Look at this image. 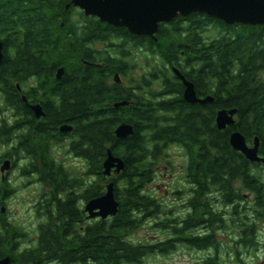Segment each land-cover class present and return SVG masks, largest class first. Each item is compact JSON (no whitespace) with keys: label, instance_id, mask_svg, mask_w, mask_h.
<instances>
[{"label":"trees","instance_id":"obj_1","mask_svg":"<svg viewBox=\"0 0 264 264\" xmlns=\"http://www.w3.org/2000/svg\"><path fill=\"white\" fill-rule=\"evenodd\" d=\"M7 2L3 7L0 2V12L5 10L0 20V40L5 51L1 90L15 93L12 100H17L20 108L23 103L16 84H26L33 75L42 82L53 80L57 86L54 95L59 101L55 107L58 116L52 123L57 127L74 126L71 145L85 161L87 196H101L108 182L114 181L121 207L116 217L93 221L85 227L76 225L81 219L78 210L60 204L48 218V226L55 227L40 228L41 245L36 257H48L58 264H144L147 257L170 255L182 244L197 249L201 241L194 232L196 216L191 215L183 223L182 218H175L180 215H173L176 210H164L158 198L146 192L157 169L172 165V147L181 148L188 157L186 179L190 184L198 183L199 190L190 201L192 207L207 193H218L221 203L232 207L235 225L238 221L242 224L243 247L256 246L258 225H264L262 165L251 163L243 153L235 151L229 138L232 132L241 131L249 144L253 141L254 87L258 94L263 92L259 90L261 83L257 80L253 84V80L264 71V26L227 25L197 13L161 24L154 41L85 17L74 7L67 10L71 0ZM22 6L26 9L24 18L19 14ZM72 25L88 30L70 36ZM137 52L143 65L135 58ZM42 65L53 67L41 68ZM58 68L65 73L61 82L55 79ZM173 68L194 83L198 96H214L213 104H187L182 93L184 85ZM138 70L142 73L135 78L132 74ZM116 74H120L122 84L115 82ZM123 80H128L129 85L125 86ZM127 100L133 104L113 108L116 102ZM221 109L238 110V123L224 131L216 125V114ZM124 122L132 124L136 133L120 140L115 131ZM9 133L6 130L3 137L7 139ZM21 133L22 140L30 138L27 131ZM36 136V148L14 155L29 161L24 174L29 175L43 162V172L50 174L54 160L45 148L48 136L40 132ZM109 149L126 163L125 171L112 179L103 176ZM93 177L98 178L97 183L90 182ZM101 181L104 187H100ZM62 186L59 188L64 189ZM1 190L0 184V193ZM244 193L252 201L254 219L249 223L239 219L241 214L237 213ZM134 213L140 214L138 218ZM146 218L158 221L155 228L168 237L158 243H130L128 237ZM6 243L9 239L0 233V244ZM207 264L223 263L213 259ZM233 264L240 263L237 260Z\"/></svg>","mask_w":264,"mask_h":264},{"label":"flooded vegetation","instance_id":"obj_2","mask_svg":"<svg viewBox=\"0 0 264 264\" xmlns=\"http://www.w3.org/2000/svg\"><path fill=\"white\" fill-rule=\"evenodd\" d=\"M7 1L8 0H0L1 6H7ZM72 1L73 0H71V2L66 5L67 10L74 7L71 6ZM19 10V14H22L24 18V16L26 15L25 6L19 7ZM75 10L84 14V12L78 8H75ZM4 12L5 10L0 12V20L2 19L1 17L4 15ZM71 13L73 14L72 10ZM70 18L71 23H74V14ZM62 26H65L64 22H62ZM87 30L76 29L75 26L72 25V28L68 31V34L70 36H75V34H84L87 32ZM262 34L264 38V32H262ZM4 59L5 51L3 61ZM51 67L53 66H41V68L50 69ZM2 69L3 66L0 67V72L2 71ZM58 70L59 68L56 70V72H54L55 79L57 82H61L63 79L61 81L57 80ZM257 78L258 79L253 80V84H256L258 80L262 85V89L259 90H263V92L262 94H258L257 88L254 87V101L252 102V127L254 133L253 139H260L258 152L260 158L264 160V71L261 72V74H258ZM15 87L17 88V93L19 94L20 100L23 103L21 104L20 108L17 107V100H12V98H15V93H13V95L9 93L11 95L9 96V94H7L4 90H1L0 87V148L11 145L14 140L16 141L14 147H12L9 151H2V155H0V184L2 187L0 193V233H2L9 239V243H6L5 245L0 244V260L9 258L11 264H58L57 260H53L48 257H36V252L40 250L39 248L41 245L40 228H46V226L55 227L54 224H52V226H48V218L51 214H53L54 211H56L58 207H60V204H65L63 206H67V208L69 209L78 210L79 217L81 216V219L78 218V222L76 223V225L85 224V227H87L92 224L93 221L95 222L102 219L95 218V220H91L89 217V213L87 212V204L96 197H94L93 199H89V196H87V183L89 182H87L88 180L86 177L87 171L85 161L74 151L71 145L74 139V136L72 135V133L74 132V126L73 131L65 134L61 133V127L64 125H60L59 127H57L55 126V123H52L53 120L58 116V112L55 111V107H57L59 101L57 95H54V92L57 89L56 84L53 80H46L45 82H42L40 77L33 75L30 76L29 79H27L26 84L22 86L20 84H16ZM9 97H11V101L8 100ZM208 97L214 98L215 101V97L207 93L198 96L199 99H205ZM210 104L213 103H207L203 106H207ZM36 105H40L45 113V115L39 119L37 118L36 113L33 111V106ZM10 110H14L12 111V116L14 118L19 117V119H16V121L11 126H9L7 124V121L2 118L4 114L9 112ZM221 110H218L217 114ZM235 120L237 124L239 121L237 115L235 117ZM6 130L10 132L9 136H6L7 139L3 137V133ZM25 131L28 132L27 135L29 134L30 138L24 141L21 138V134H23L21 132ZM39 132L42 135L48 136V138L46 139L45 148L50 152L54 163L50 165L51 170L50 174L47 173L48 175L43 172V170L45 169L44 162L39 165L38 169L33 167L32 172L29 175L24 174L23 168L21 169L22 176L28 178L35 176V179H28V183H25V185H21L20 188L22 187L29 189L33 186L39 189L41 188L44 193L40 195L37 194V199L31 205L30 211H32V217L28 219L26 214L23 215L21 219H18L14 215V212L10 209L8 203V200L15 196L17 190L16 188H13L8 183V181L12 176V173L19 167L20 161L25 160V158L19 156L18 158H16L14 154L17 155L18 153L25 152L27 148L30 147L31 149L32 147L34 148V146L36 148L37 146L35 145V138L37 137L36 134ZM253 142L254 140L249 145L252 146ZM32 143L34 144L32 145ZM6 160H10L12 162V168L10 171L2 173L1 167ZM259 164L262 165L261 176H263L262 180L264 182V163L261 162ZM54 169H56L57 171L54 172ZM41 174H43V176ZM184 175V178L187 181V185L185 190L182 191V222H186L188 218L191 217V215L196 216L194 232L199 238V241H201V244L197 249L204 255L200 264H207L209 260L213 259L223 264L234 263L238 260L239 256H242V253L240 251L238 252L232 249V253H229V255H224L221 250L224 245H235V247L239 246L240 248L243 247L242 224L240 223V221H238L235 225V222L233 221L234 215L232 207L221 203L220 198H217L219 197L218 193H207L203 201H201V199L196 201L197 205L195 207H192L190 201L191 198H193V196L196 195L199 190L198 183H189V181L186 179V169ZM49 179H51V181ZM71 181L74 182V185L71 183ZM90 182L92 184H94L95 182L97 183L98 178L93 177ZM62 185H64V189L59 188L63 187ZM104 186L105 183L101 181L100 187ZM103 194L104 193H102L101 196ZM248 198H250L249 194L244 193L243 200H247ZM243 200L242 203H238L237 205V213L241 214L239 216V219H244L245 222L249 223L251 221L250 204H248V206L242 207V204L244 203ZM217 206L220 209L219 211H216ZM241 207V211L245 212L243 213L245 214V217H243L242 212L239 211V208ZM189 209L191 210L190 212L188 211ZM229 225L231 227H229ZM240 227H242V229ZM231 228L234 231L230 230ZM80 230H83V228H80ZM219 231L220 233L223 231V236L225 237H221ZM257 234L258 233H256V238ZM224 239L227 240L226 244L223 243ZM257 240L259 241L258 238ZM3 247L6 248L3 249ZM233 258L234 261L232 260Z\"/></svg>","mask_w":264,"mask_h":264},{"label":"water","instance_id":"obj_3","mask_svg":"<svg viewBox=\"0 0 264 264\" xmlns=\"http://www.w3.org/2000/svg\"><path fill=\"white\" fill-rule=\"evenodd\" d=\"M71 6L84 12L85 17H94L103 23L116 28H126L134 36L150 37L157 41V34L161 24L173 23L177 18H185L195 14L206 15L225 22L227 25H264V0H73ZM4 58L3 41H0V67ZM87 65H91L87 63ZM174 75L182 81L184 85V100L187 104L204 105L213 103L214 98L208 97L199 99L192 81H187L181 71L177 68L173 70ZM64 69L57 71V80L64 77ZM118 84H122L120 74L114 76ZM25 100V98H24ZM133 104L130 101L116 102L113 108L122 109ZM33 111L37 118L45 115L40 105L33 106ZM237 109L221 110L217 114L216 125L221 131L236 124L235 117ZM73 131V126L66 124L61 127V133ZM116 136L120 140H127L135 135L134 126L130 123H121L116 128ZM250 146L241 131L231 133L229 141L232 148L243 153L251 163H264L259 155L260 139H253ZM12 168V162L6 160L1 167V172L5 173ZM126 163L122 157L114 156L111 149L107 151L105 163L103 165L104 178L112 179L118 177L125 171ZM116 182L109 181L106 185L105 193L91 200L86 208L91 220L100 218L107 220L114 218L121 209L117 200ZM0 264H11L9 258L0 260Z\"/></svg>","mask_w":264,"mask_h":264},{"label":"rangeland","instance_id":"obj_4","mask_svg":"<svg viewBox=\"0 0 264 264\" xmlns=\"http://www.w3.org/2000/svg\"><path fill=\"white\" fill-rule=\"evenodd\" d=\"M139 56L140 52H137V54H135V58L139 59L141 62L142 60L141 58H139ZM141 73L142 71L138 70L135 73L133 72L132 75L135 78H138ZM123 82L125 83V86L129 85L128 80H123ZM0 155H2L1 152ZM169 155H171L170 160L172 165L164 164L157 169V173L152 180L153 182L146 187V192L152 194L153 196H155V198L157 197L160 203L164 205V210H176L175 212H173V215H180V217L175 218H182L183 206H181V203L183 199V193H181L180 195H175V193L180 191L182 192L186 188L187 181L184 178V173L186 169L185 164L187 163L188 157L179 147H172ZM157 180H159V183L157 182ZM32 187L27 189L22 187L20 188L19 186L18 188H16L17 193L15 194V196L8 200L10 209L14 212V215L18 219H21V217L26 214L28 219L32 217V211H30L31 205L35 202L38 195L44 193L41 188L39 189L37 187ZM165 202L172 203V207H167ZM243 202L244 203L242 204V207L248 206V204H250L251 207L252 201L250 198H248L247 200H243ZM242 207L239 208V211H241ZM243 213L245 212H242V214ZM242 216L245 217V214H243ZM250 219H254L252 214L250 215ZM150 220L154 221V218H146L142 222L141 227L136 230L133 236H135L138 241H148L152 243H158L159 241L166 239L168 235H165L161 230L155 228V223L158 221L152 223L150 227L145 228V225ZM258 226L259 227L256 233H258L257 238L259 239V241L257 242L255 247L251 249L245 246L240 248L239 246L235 247V245H224L221 252L224 255H229V253H232V249L238 252L240 251L242 253V256L245 257V259H242L240 258L242 256H239L238 261L240 264H247V258H251L252 264H264V258H261V253H264V242H262L264 241V225L260 224ZM229 227L231 226L229 225ZM240 228L242 229V227ZM230 230L234 231L232 228ZM219 234L221 235V237H225L223 236V231L221 233L219 231ZM226 242L227 240L224 239L223 243L226 244ZM203 256V253L199 252L198 249H193L188 245L185 246L184 244H182L179 245L178 249L170 253V255L163 256L159 254L157 256L147 257L144 261V264H147L148 261H154L155 264H169V262H172V264H200ZM232 260L234 261V258Z\"/></svg>","mask_w":264,"mask_h":264},{"label":"clouds","instance_id":"obj_5","mask_svg":"<svg viewBox=\"0 0 264 264\" xmlns=\"http://www.w3.org/2000/svg\"><path fill=\"white\" fill-rule=\"evenodd\" d=\"M12 111L14 110H10L9 112L5 113L4 116L2 117L3 119H5L7 121V124L9 126H11L15 121L16 119H19V117H13L12 116ZM15 143L16 141L14 140L13 143L11 145H8L6 147H3V148H0V152L2 151H9L12 147L15 146ZM23 155V154H22ZM28 160H21L20 161V165L19 167L12 173V176L10 177L8 183L13 187V188H18L19 186L27 183L28 179H35V176L31 177V178H28V177H24L21 175V169L24 168L27 164H28ZM157 182L159 183V180H157ZM219 198V197H217ZM166 206L167 207H172V203H168V202H165ZM219 207L217 206L216 208V211H219ZM189 212L191 211L190 209L188 210ZM135 217L138 218V215L140 214H136L134 213L133 214ZM155 221H148V223L145 225V228H148L151 226L152 223H154ZM128 240L130 243L132 244H136L138 243L139 241L136 239L135 236H130L128 237ZM264 242V241H262ZM242 259H245V257H241ZM261 258H264V253H261ZM147 264H155L154 261H148ZM169 264H172V262H169ZM247 264H252V261H251V258H247Z\"/></svg>","mask_w":264,"mask_h":264}]
</instances>
